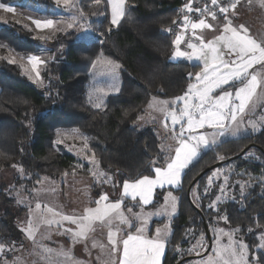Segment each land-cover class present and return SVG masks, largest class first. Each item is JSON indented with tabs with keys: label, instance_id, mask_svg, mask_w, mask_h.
<instances>
[{
	"label": "trees",
	"instance_id": "trees-1",
	"mask_svg": "<svg viewBox=\"0 0 264 264\" xmlns=\"http://www.w3.org/2000/svg\"><path fill=\"white\" fill-rule=\"evenodd\" d=\"M19 1L0 0L4 4ZM29 1L53 6L51 0ZM185 3L186 0H127L128 10L119 26L114 27L108 0H101L100 4L80 0L82 13L100 35L94 42L70 40L63 50L56 52L43 71L48 82L44 89L31 83L17 64L0 61V174L19 165L29 176L25 182L34 188L45 176L59 178L74 171L83 173L76 170V157L72 153L55 147L58 130L77 128L92 137L90 147L101 169L114 175L116 190L125 180L153 176L151 162L163 165L165 159L158 129L154 125L138 128L135 122L145 113L153 96L173 98L184 94L192 82L188 74L201 70L199 63L172 59L175 32L169 29L179 21ZM57 38L64 37L58 35L51 47L58 45ZM0 41L22 54L37 52L40 42L32 31L16 22L0 25ZM100 54L120 63L122 88L108 97L104 108L98 109L88 97V84ZM252 149L258 151L262 160L246 156ZM219 156L225 159L218 167L232 165L233 177L254 183L243 203L226 202L224 212L228 223L245 234L250 253L261 257L264 264V253L255 250L256 232L248 231L257 225L264 227V128L258 133L225 140L205 151L185 170L182 188L174 190L179 196V209L172 220L173 233L164 264L182 260L177 259L171 245L184 244L185 229L190 223L198 222L205 229L203 216L208 222L213 214L212 209H207L211 197L203 196L201 204H196L188 190L205 169L221 162ZM212 170L198 180L191 193L204 184ZM163 194L164 190L157 191L153 206L162 202ZM16 202L0 190L1 244H10L14 239L12 219ZM162 222L154 221L152 229Z\"/></svg>",
	"mask_w": 264,
	"mask_h": 264
},
{
	"label": "snow or ice",
	"instance_id": "snow-or-ice-1",
	"mask_svg": "<svg viewBox=\"0 0 264 264\" xmlns=\"http://www.w3.org/2000/svg\"><path fill=\"white\" fill-rule=\"evenodd\" d=\"M71 0H56L57 4L63 3L65 6L70 4ZM111 4V24L119 26L120 20L125 15L124 6L126 0H109ZM253 0H207L203 6L194 7V0H188L184 4V16L181 24L182 31L177 35L174 44L176 51L172 59L183 58L188 61L199 62L201 70L195 74L189 73V83L187 90L183 95L176 96L172 100L156 101L150 106H159L158 110L165 113L164 127L170 128L172 139L175 141L174 146L162 148L165 152L163 165L152 161V171L154 176L143 175L134 180H125L122 185V197H130L132 201H137V206L141 208L138 213H133L129 207L127 212L135 218L137 223L133 225L128 215L123 210V199L112 202L109 200L107 193H102L98 200L95 201V208H87L82 214H61L48 208V213L52 214L53 219L47 221L49 224H55L63 227L65 223L75 225L73 228H63V231L70 235L73 242H83L87 239L88 234L95 230V226L108 227V246L106 248L110 257L118 256L119 264H164V257L170 225L163 229L157 227L155 235L147 234V226L153 215H167L169 219L176 214L177 197L169 191L165 197V204L155 213L143 212V206L149 205L153 201L154 192L157 188L163 189L166 185L172 188L181 189L185 177V170L196 162L202 153L211 150L222 138L232 135L235 136L245 124V116L254 111L255 101L264 99V38L257 39L252 36L249 29L239 24L233 26L232 20L238 15L239 9L244 3L251 5ZM100 4L101 0H95ZM264 7V0H260ZM0 8L7 12H14L11 6L0 3ZM81 16L82 10L77 9ZM190 13L199 15L197 20H192ZM219 14V15H218ZM207 17L213 21L222 17V32L214 40L204 42L202 37H196L200 43L188 42L189 51L180 50V45L185 41L184 33L191 29L195 35L197 29H213L214 25L208 23ZM72 22L65 25L72 28L76 23V17L73 16ZM37 28H52L54 21L35 20ZM63 30V29H61ZM171 31V29H169ZM33 68L42 62L40 57L32 55L28 57ZM14 62V60H9ZM113 74L120 68L119 64L108 61ZM95 66V64L93 65ZM39 78V72H36ZM117 92L118 88L115 89ZM259 90V92H258ZM171 105V107H169ZM96 108H101V104L96 103ZM264 119V118H262ZM248 123H251L250 121ZM252 130L256 131V125L252 124ZM85 140L87 138L85 137ZM63 143L58 139L56 144ZM87 147V144H85ZM223 161L225 158L220 156ZM90 167L94 178L97 182H108L111 177L103 171H97L99 161L95 158V153L89 157ZM82 166V165H81ZM16 167V165H13ZM22 172L23 169L21 168ZM67 174V173H66ZM101 178L103 180L101 181ZM220 170H213L212 175L208 177V187L204 188L207 194L210 186L214 181L220 179ZM245 185L240 184L241 196H243ZM228 189V177L223 176V183L219 187L220 195L207 205L210 209L219 211L218 205L222 196ZM235 199V197H232ZM36 209H40V204H36ZM58 217V219H57ZM225 223L228 217L222 215L219 217ZM114 221L126 225V236L120 235L121 229L114 225ZM128 230V229H133ZM21 231L29 238L35 241L34 231L29 225L22 228ZM218 231L219 235L215 239L216 247L213 251L218 259L212 256L202 258L198 264H262V258L253 255L249 259V245L242 239H236L235 234L238 229L225 231L224 229H213ZM252 231V229H248ZM227 236L228 243L221 244L220 240ZM260 239L264 241V234ZM204 237L195 245L189 248L188 253L196 252L199 254L204 251ZM0 244V256L13 250ZM258 248L264 250V243H259ZM180 255L183 251L177 249ZM7 264V261H4ZM115 264V260L112 261Z\"/></svg>",
	"mask_w": 264,
	"mask_h": 264
},
{
	"label": "rangeland",
	"instance_id": "rangeland-1",
	"mask_svg": "<svg viewBox=\"0 0 264 264\" xmlns=\"http://www.w3.org/2000/svg\"><path fill=\"white\" fill-rule=\"evenodd\" d=\"M51 1L53 2L52 7L42 3H34L29 0H21L18 3H2L6 6L13 7L15 9L14 12H7L5 9L0 8V25H6L9 22L19 23L32 31L34 38L40 41L37 44L38 51L32 54L18 53L11 49L6 43L0 41V61L14 60V62L11 63L17 64L20 67L22 74L25 75L31 83L42 89L48 86V82L43 76V71L54 59V54L56 52L63 50L66 47L67 42L70 40L94 42L97 40V35H100L93 31L88 17L83 13L81 16L80 12L77 11V9H80V0H71L68 6H65L63 3L57 4L56 0ZM108 3L111 16V4L109 0ZM254 3L255 4L251 6L249 5L248 7L239 10L238 15L233 18L232 23L233 26L239 24L245 25L252 36L260 39L264 38V7L261 6L260 0H257ZM124 10L126 14L128 10L127 0ZM181 13H184V9H182ZM73 16L76 17L75 25L72 28L65 27L67 23L72 22L71 18ZM49 19L54 21L52 28L40 29L37 28L34 23L35 20L46 21ZM207 21L214 25V28L211 29L212 32L205 34L203 29H197L195 35H193L191 29H189L184 33L185 41L180 45V50L189 51V49H187L188 42L200 43L196 37H202L204 42H208L214 40L216 36L221 34L223 27L222 17L216 21H213L211 17H207ZM181 31L182 28L177 27L175 39ZM60 34L64 38H57L58 45L51 47V43L55 41L56 37ZM32 55L40 57V60L42 61L36 69L33 68L28 59V57ZM108 61L120 65V63L114 59L104 54H100L94 63L95 66H93L91 70L90 81L88 84L89 99L93 105L96 103L101 104V108L106 106L107 99L110 95L119 93L122 88V77L120 73L121 65L119 69L115 70L114 75ZM190 62L199 63L195 61ZM37 71L39 72V78L36 76ZM116 88L119 89L118 92L115 90ZM154 97L156 98V101L174 99L159 98L157 96ZM156 101H154L152 97L145 113L137 119L135 125L138 128L155 125L158 129V135L161 140V148H168L169 146H174L175 141L172 139L170 128L166 129L164 127L165 113L158 110V105L150 106L155 104ZM170 106L171 105H169V107ZM262 118H264V99L255 101L254 111L249 112L248 115L245 116V124L242 125V128L237 135H228L222 138L221 142L217 145L231 138L243 137L260 132L264 128V119ZM249 121L251 123H248ZM252 124L256 125V131L252 130ZM85 137L87 140H85ZM58 139L63 140V143L56 144ZM91 139V136L83 133L77 128L60 129L55 135L56 149L72 153L76 157V170H81L83 173L74 171L62 175L59 178L45 176L38 183L37 187L31 188L25 182V179L29 176L26 174L23 167L16 165V167H11L1 172L0 190L3 189L9 196L14 197L17 202L13 208L14 215L12 219V227L15 236L10 244H4L8 248H11L13 245H15V247L12 251L0 256V264H4L5 260L7 261V264H112L113 260H118V256L112 258L106 250L108 246V244H106L108 240L106 226L101 228L102 230L100 231H96L100 226H95V230L88 234L86 240L74 243L70 235L63 231V228L75 229V225L65 223L63 227H60L55 224L47 223V221L53 219L52 214L47 211L48 208H52L54 211L61 214L79 215L87 208H95V201L99 199L102 193H106L107 191L111 197L114 196L113 174L102 170L99 165L96 170L107 173L111 179L106 183H98L97 179L94 178L91 171H89L90 167H92L89 163V157H91L93 153L90 147ZM85 144H87V147H85ZM246 156L256 161L262 160L261 155L255 149L248 151ZM21 168L23 169L22 172L20 171ZM215 169L220 170L221 178L214 181L210 186L209 192L205 194L204 188L208 187V177L212 175L213 170L209 176H207L204 184L200 186V188L196 187L193 189L191 193L192 199L196 204H201V198L203 196L211 197L208 201L209 204L215 199L216 195H220L219 187L223 183V176L226 175L228 177V189L222 196L221 202L218 205L219 211L212 209L213 214H211L207 222L212 238L211 249L207 255L203 256L209 247L206 229H204L203 226H200L198 222L192 221L185 229L184 244H182V242H174L171 245L178 260L188 256L193 257L185 261L183 264H198V261L202 258H207L208 256L218 259L213 249L216 247L215 239L218 237L219 233L218 231H213V229L218 230L222 228L225 231L238 229L239 231L235 234V238L242 239L248 244L245 239V234L241 232L240 228L233 227L228 222L225 223L222 219H219V217L226 215L224 212V204L226 202L238 201L243 203L244 198L249 194L254 183L251 180H244L236 176L233 177L232 175H235V168L232 165H225ZM17 179L19 180L18 184ZM102 180L103 178H101V181ZM241 183L245 185L243 196H241L240 192ZM232 197H235V199H232ZM37 203L40 204V209H36ZM222 208L223 210L220 211ZM157 209L158 208L148 210L145 213H155ZM207 209L210 208L207 207ZM123 210L125 215H128L132 221L135 220L127 210ZM132 212L138 213L134 208H132ZM157 216L159 215H153L152 218H158ZM29 225L34 231L35 241L21 231L22 228L28 227ZM114 225H118L120 229L123 228V230L127 228L126 225L119 224L118 221H114ZM252 231L256 232L258 244L264 243V241L260 239L261 235L264 234V227L257 225L252 228ZM201 235L204 237L203 244L205 250L199 254L196 252L189 254L187 250L197 243ZM220 243L226 245L228 243L227 236L221 238ZM177 249L182 250L184 254L180 255L177 252ZM255 250H260L258 245L255 247ZM80 251L86 256L85 258H82ZM260 251L264 253V250ZM92 255H94L95 258H99L100 256L104 258L108 256L110 259L107 263H94L91 260ZM253 255L256 254L250 253L249 259H251ZM115 264H119V262H115Z\"/></svg>",
	"mask_w": 264,
	"mask_h": 264
},
{
	"label": "crops",
	"instance_id": "crops-1",
	"mask_svg": "<svg viewBox=\"0 0 264 264\" xmlns=\"http://www.w3.org/2000/svg\"><path fill=\"white\" fill-rule=\"evenodd\" d=\"M255 1H257V0H253V2H252V4L251 5H253V4H255L254 2ZM250 5V6H251ZM249 6V4H247V3H245V4H243V7H241L239 10H241V9H244L245 7H248ZM183 9H184V7H183ZM204 30V33L205 34H209L210 32H212L211 31V29H203ZM175 51H176V48H175ZM174 61H177V60H185V59H183V58H177V59H173ZM183 95V94H182ZM154 97V96H153ZM158 97V96H157ZM159 98H162V97H159ZM173 98H175V97H173ZM152 99V98H151ZM151 101V100H150ZM150 103V102H149ZM171 107V106H170ZM150 126V125H149ZM155 126V125H154ZM147 127V126H146ZM174 145H175V142H174ZM203 154V153H202ZM154 176V175H153ZM113 184H114V186H113V188H114V196H110L109 195V193L106 191V193L108 194V197H109V200L110 201H112V202H115V201H117V200H120V199H123V205H122V207H123V209H125V210H127L129 207H131V208H134V210L136 211V212H139V211H141V208L140 207H138L137 206V202H138V200H139V198H137V201H132L131 200V198L130 197H122V192H123V189H122V186L118 189V190H116L115 189V179H114V175H113ZM159 190H164V194H163V199H162V202L159 204V205H157V206H153L152 204L154 203V201H155V198H156V193H157V191H159ZM174 190H177L176 188H172L171 186H165L163 189H161V188H157L156 190H155V192H154V197H153V201H152V203L151 204H149V205H145V206H143V212H147L148 210H152V209H155V208H158V209H161V207L165 204V197L167 196V194H168V192L169 191H171L172 192V195L173 196H175V197H177V211H176V214L174 215V216H172V218L171 219H169L168 218V216L167 215H159V216H157L158 218H151V220L149 221V224H148V226H147V229H146V231H147V234L151 237V236H154L155 235V229L157 228V227H160V228H164L166 225H170V235H169V237H168V243H169V241H170V239H171V237H172V233H173V229H172V220L174 219V217L177 215V213H178V209H179V196L174 192ZM157 209V210H158ZM154 221H163L162 223H158L157 225H155L154 226V228L152 229V227H153V223H154ZM133 222V225H135L136 223H137V221L136 220H134V221H132ZM101 228H103V227H99V228H97L96 229V231H100V230H102ZM107 232H106V235H108V231H109V229H108V227H107ZM128 230H133L134 231V228L133 229H128ZM126 231L125 230H123V228H121V232H120V235H125L126 236ZM105 235V236H106ZM168 243H167V246H166V252H167V248H168ZM106 244H108V240H107V243ZM81 253V255H82V258H85L86 256L82 253V251H80ZM166 252H165V255H166ZM95 255V254H94ZM94 255H92V262H94V263H107L108 262V260L110 259L108 256H106V257H99V258H95V256ZM112 258H114V257H112ZM164 259H165V257H164ZM99 261H101V262H99ZM115 262H119V259L118 260H115Z\"/></svg>",
	"mask_w": 264,
	"mask_h": 264
},
{
	"label": "water",
	"instance_id": "water-1",
	"mask_svg": "<svg viewBox=\"0 0 264 264\" xmlns=\"http://www.w3.org/2000/svg\"><path fill=\"white\" fill-rule=\"evenodd\" d=\"M247 151V149H245L243 152H242V154L243 153H245ZM233 158H235V157H233ZM229 160V159H228ZM223 162L224 161H221V162H219V163H216V164H214L213 166H211L210 168H207V169H205L193 182H192V184H191V186L189 187V190H188V193H189V195L191 196V190H192V187L198 182V180L202 177V176H204V174H206L207 172H209L211 169H215V168H217L219 165H221V164H223ZM223 210V208L220 210V211H222ZM203 219H204V225H205V229H206V233H207V237H208V242H209V247H208V249H207V251L203 254V256L204 255H207L208 253H209V250L211 249V246H212V238H211V233H210V230H209V226H208V224H207V221H206V219H205V217L203 216ZM191 258H193L192 256H188V257H185V258H183L182 260H180V261H178L176 264H182V263H184L185 261H187V260H189V259H191Z\"/></svg>",
	"mask_w": 264,
	"mask_h": 264
},
{
	"label": "built area",
	"instance_id": "built-area-1",
	"mask_svg": "<svg viewBox=\"0 0 264 264\" xmlns=\"http://www.w3.org/2000/svg\"><path fill=\"white\" fill-rule=\"evenodd\" d=\"M188 2V0H186V3ZM205 2H207V0H194V4H193V6L194 7H196V6H203V4L205 3ZM223 2H227V0H223ZM184 14L185 13H181V17H180V19H179V21L177 22V24L171 29L172 31H174L175 32V34H176V29H177V27H181V24H182V21H183V16H184ZM190 15V17H191V19L192 20H197L198 18H199V15L198 14H196V13H190L189 14ZM219 15V14H218Z\"/></svg>",
	"mask_w": 264,
	"mask_h": 264
}]
</instances>
